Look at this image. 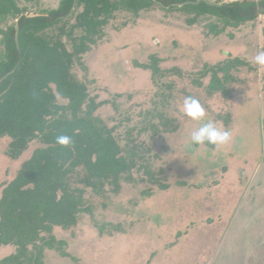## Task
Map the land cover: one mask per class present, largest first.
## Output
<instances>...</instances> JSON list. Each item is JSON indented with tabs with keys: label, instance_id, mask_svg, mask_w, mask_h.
<instances>
[{
	"label": "rangeland",
	"instance_id": "374dc122",
	"mask_svg": "<svg viewBox=\"0 0 264 264\" xmlns=\"http://www.w3.org/2000/svg\"><path fill=\"white\" fill-rule=\"evenodd\" d=\"M60 1L14 0L25 14ZM187 5L148 1L138 12L90 5L85 15L86 3L77 1L64 20L38 32L64 43L70 71L85 86L77 107L51 84L64 134L89 135L90 122L100 137L114 138L126 166L102 185L76 166L69 189L81 197L77 223L42 232L16 264H264V68L254 63L264 50V10L230 26ZM15 21L0 17V59ZM233 58L242 63L218 69ZM214 72L218 84L223 73L236 78L228 99L209 93ZM187 96L200 101L204 122L231 133L229 143L191 144L200 122L180 111ZM226 115L228 129L214 120ZM43 139L23 147L0 138V199ZM15 250L2 246L0 256Z\"/></svg>",
	"mask_w": 264,
	"mask_h": 264
},
{
	"label": "trees",
	"instance_id": "16d2710c",
	"mask_svg": "<svg viewBox=\"0 0 264 264\" xmlns=\"http://www.w3.org/2000/svg\"><path fill=\"white\" fill-rule=\"evenodd\" d=\"M77 1L86 3L82 14L88 15L91 7L104 12H109V7L138 12L148 1L166 7L193 0H76L75 4ZM73 3L74 0H61L54 9L27 16L14 0H0V17L13 16L16 19L4 31V53L0 59V138L10 136L23 147L38 137H43L46 143L23 162L18 175L4 189L0 199V249L10 244L16 246L14 252L0 256V264H16L27 244H36L42 232L49 233L54 226L68 228L77 223L81 197L73 196L69 189V178L76 166H85L89 180L97 179L101 185L105 176H116L126 166L123 158L117 155L114 138L100 137L90 122L89 135L85 132L70 134L73 143L69 147L56 143L57 136L66 135L61 129L65 122L54 117L59 107L51 84L77 107L85 97V86L70 71L72 56L64 43L44 40L37 34L69 16ZM187 6L206 11L230 26H238L254 20L259 11L264 10V0H233L221 5L201 0ZM238 62L242 63L238 58L230 59L227 65L218 69L225 72ZM151 69L153 72L157 70L156 67ZM227 74L223 73L225 83L218 84L219 75L213 73L207 86L210 94L219 93L226 99L231 96L230 85L237 81L235 77L228 78ZM223 117L216 116L214 120L222 121L228 129L230 115ZM48 129L51 131L47 132ZM29 184L33 186L29 187ZM167 187L168 184L162 186ZM19 195L25 200L17 201ZM27 261L30 263L31 259Z\"/></svg>",
	"mask_w": 264,
	"mask_h": 264
},
{
	"label": "clouds",
	"instance_id": "9594fccd",
	"mask_svg": "<svg viewBox=\"0 0 264 264\" xmlns=\"http://www.w3.org/2000/svg\"><path fill=\"white\" fill-rule=\"evenodd\" d=\"M254 63L264 68V50L258 51L254 57ZM180 111L192 121L200 122L199 126L191 131L190 142L193 145H212L222 146L229 143L231 133L222 129L212 121L204 122L205 109L200 101L193 96H187L183 99ZM56 143L61 147H69L73 141L68 135H59L56 137Z\"/></svg>",
	"mask_w": 264,
	"mask_h": 264
},
{
	"label": "water",
	"instance_id": "95a60500",
	"mask_svg": "<svg viewBox=\"0 0 264 264\" xmlns=\"http://www.w3.org/2000/svg\"><path fill=\"white\" fill-rule=\"evenodd\" d=\"M75 1L76 0H74V3H73V7H74V5H75ZM199 1H201V0H196V1H186V2H183V3H179V5H183V4H189V3H192V4H197ZM203 1H206V2H208V3H210V4H216V5H221V3H217V2H214V1H211V0H203ZM72 7V8H73ZM27 16H35V15H38V14H26ZM18 20V19H17ZM18 25H16V35H15V37H16V41H17V36H18Z\"/></svg>",
	"mask_w": 264,
	"mask_h": 264
},
{
	"label": "crops",
	"instance_id": "0c3cea01",
	"mask_svg": "<svg viewBox=\"0 0 264 264\" xmlns=\"http://www.w3.org/2000/svg\"><path fill=\"white\" fill-rule=\"evenodd\" d=\"M74 6H75V5H74ZM73 8H74V7H73ZM73 8H72V9H73Z\"/></svg>",
	"mask_w": 264,
	"mask_h": 264
}]
</instances>
